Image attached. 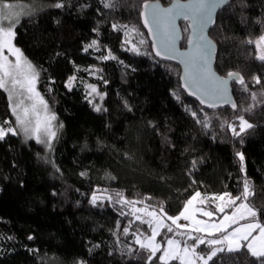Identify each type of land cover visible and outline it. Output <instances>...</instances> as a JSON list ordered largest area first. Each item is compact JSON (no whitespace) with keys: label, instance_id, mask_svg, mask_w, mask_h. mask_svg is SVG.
Returning <instances> with one entry per match:
<instances>
[{"label":"trees","instance_id":"trees-1","mask_svg":"<svg viewBox=\"0 0 264 264\" xmlns=\"http://www.w3.org/2000/svg\"><path fill=\"white\" fill-rule=\"evenodd\" d=\"M17 1L38 9L17 23L14 46L39 72L37 91L62 126L49 151L20 135L0 140V264H149V251L135 238L150 228L134 218L132 206L177 216L199 192L200 201L207 198L202 204L214 210L212 196L241 195L245 180L246 203L257 212L245 221L264 225V61L256 59L255 48L264 36V0H230L209 34L215 71L244 79L243 85L232 81L236 109L218 111L193 102L181 89L179 68L152 53L143 4L174 0L0 4ZM180 27L183 48L188 30ZM93 40L96 46L87 47ZM109 56L115 59L104 58ZM240 116L253 127L234 136L228 125L238 128ZM12 120L0 89V124L9 121L8 127ZM166 226L174 231L165 227L162 243L179 232ZM208 264L258 262L242 248L219 252Z\"/></svg>","mask_w":264,"mask_h":264},{"label":"snow or ice","instance_id":"snow-or-ice-1","mask_svg":"<svg viewBox=\"0 0 264 264\" xmlns=\"http://www.w3.org/2000/svg\"><path fill=\"white\" fill-rule=\"evenodd\" d=\"M228 0H189L187 3H181L179 0H174L171 7L162 8L157 3H144L142 18L144 26L149 29V32L158 38L154 42L153 47L155 55L165 59H179V63L183 65V81L184 88L189 95L196 96L202 105L209 108L217 107L221 104L229 103L233 110L236 109V104L231 102L228 96V84L230 80L244 84V79L238 74L229 72L227 77H218L212 73L209 63L212 56L213 44L208 36L205 34V29L208 25L213 23V13L223 5L227 4ZM57 8L63 7L61 3L54 5ZM111 6L110 3H105V7ZM12 6L4 3L0 6V89L9 92V99L15 100L12 105V113L15 116L16 127H4L9 125V121H3L0 124V140H3L8 134L13 136L17 135V130H22L30 138H34L37 143H45L51 148L52 140L56 136L54 121L57 117L49 111L48 104L36 91V83L39 78V72L29 62L21 52V50L14 46L13 39L15 36V23L12 22L15 18L18 22V16L11 12ZM183 19L188 22L185 31L191 29V36L187 39L190 52L180 53L176 49V42L180 39L176 21ZM9 20L10 22L5 25L2 21ZM115 27V26H114ZM134 31V30H132ZM127 42V41H126ZM143 44L144 41H139ZM253 43V41H249ZM96 41L93 40L87 47H95ZM256 46V59L264 61V36H261L258 41H255ZM87 47L85 51H87ZM7 51L11 56L15 57V61L11 62L4 53ZM132 51L141 54L136 47ZM115 59V57H104ZM76 77H70L67 81L66 87L71 90L73 82ZM256 83H260V78H255ZM89 95L97 94V88L89 85ZM103 99V96H100ZM24 99L32 101L30 106L24 105ZM253 99L255 97L253 96ZM90 103L92 101H89ZM96 111H100L96 107ZM193 117L196 113L193 112ZM239 127L228 125L234 136L242 135L247 129L253 127L243 116L238 117ZM200 122V121H198ZM204 126L207 127V121H204ZM62 126V125H61ZM241 161L243 155L238 153ZM119 195V194H117ZM201 196V193L196 192L195 195L187 201L184 210L176 217H168L172 225L176 229L189 228L188 225H181L179 220H191L192 217L187 215L189 206ZM249 196V183L244 181L243 192L241 195L233 197L231 194H222L213 197V200L227 201L231 205H236L237 201H244L235 207L231 215H224L223 220L219 223L195 221V226L191 227L187 238L183 241L176 239H168L166 241L167 247L161 249V245L156 242V236L159 234V229L162 222H157L156 227H152L151 235L147 238L146 243H142L137 238V243L141 248L149 251L148 257L149 264H152L154 259H158L160 264H169L170 260H177L179 264H208L209 261L217 255L218 252H238L242 248L246 249L251 257L255 258L258 264H264V225L256 222H250L242 226L233 228L228 232V228L232 224H239V220L246 219L248 216L256 217L257 212L254 208L246 203ZM92 202L95 203L98 197L96 194L92 195ZM110 199V198H109ZM121 199H123L121 197ZM207 198L200 201L205 203ZM124 203H130L124 201ZM244 209V212H241ZM199 211L203 216L212 220L215 212L223 213L225 211L223 206H217L214 211H205L204 209H194ZM239 213V215H237ZM154 215V213H148ZM227 222V227L225 226ZM168 232H173L171 226H166ZM128 229H124L127 233ZM192 233H205L208 236H213L217 233H227L220 238L205 239L203 235H193ZM253 233H256L253 235ZM177 235H184L177 233ZM31 239V237H29ZM193 241L189 244L188 241ZM200 245H205L211 248L210 253L197 252ZM219 246V247H214ZM162 255L157 257V252Z\"/></svg>","mask_w":264,"mask_h":264},{"label":"rangeland","instance_id":"rangeland-1","mask_svg":"<svg viewBox=\"0 0 264 264\" xmlns=\"http://www.w3.org/2000/svg\"><path fill=\"white\" fill-rule=\"evenodd\" d=\"M5 3L10 4L12 6L11 12L13 14H15V16H18V22L21 19H23L25 17H28V15H30L31 13L35 12L38 9V7L36 6V4L30 3V2L17 1L16 3H10V2H5ZM2 4H4V3H1L0 6H2ZM2 22L5 25H7L10 21L9 20H3ZM12 22L15 23V27H16V25H17L18 22H16L15 18H13ZM255 48H256V46H255ZM4 54L6 56H8V58H9V60L11 62H14L15 61V57L11 56L7 51H5ZM36 91H37V83H36ZM4 92H6V94H7L8 103H10L11 114L13 115V113H12V105L15 103V100H10L9 99V92H7L5 90H4ZM37 92H39V91H37ZM92 95H93L94 98H97L99 96L97 94H92ZM31 103H32V101H30L28 99H24V105L25 106H30ZM53 123L55 125V129L54 130L57 133V131L61 127V123H59L57 119ZM11 127H13V128L16 127V120H15V116L14 115H13V120L11 122ZM17 132H18L17 135H20L24 139H26V140H32V141L34 140L36 142V140L34 138H30L22 130H19L18 129ZM54 140H55V138L52 140V143H53ZM52 143H51V147H52ZM38 144L41 145L44 148V150H46V151H49L50 150V148L45 143H38ZM191 197H190V199H191ZM200 197H198L197 200L194 201L191 206H189V212L186 213L187 215L191 216L192 219L191 220L181 219V220L178 221V223L181 224V225H188L189 226V228H180V229H178L179 232H177V233H183L184 235H176L175 237H169V239L171 238V239H176V240L181 241V246H183V241L187 238V234H188L190 228L195 226V221H206V222H209V223H211V222L219 223L221 220H223L224 215H226V214L227 215H231L232 212L234 211L235 207L238 206L239 204H241V203H236V205H234V207H232L233 205H231V204L228 203L227 198L225 199V201L215 200L216 204L214 206V209L219 205V206H223L224 209H225V211L223 213L215 212L214 213V216L212 217V220L209 221V218L206 217V216H203L201 212H199V211H195L194 212V209H204L205 211H214V210L209 209V207H206L202 203H200V200H199ZM212 197H216V196H212ZM186 205H187V202L184 204V207L180 211V213L184 210V208H185ZM132 207H133L132 208L133 216H134V218L136 220H139L141 222H144V223H146L148 225H149V223H151L152 227H156L157 222H162L161 227L159 229V234L156 236V242L161 245V249L162 250H163V248L167 247L166 241L168 239H165L164 240V243H162V238H160L159 236H160L162 230L165 228V225H167V223H169V222L171 223V220L168 219V217H173L174 218L176 216L166 215L162 210L154 211V210H150L148 208H144V207L138 206V205H135V206H132ZM229 208H232V210L231 211H227V209H229ZM241 212H244V209H241ZM148 213H154V215H148ZM237 215H239V213ZM251 218H252L251 216H248L246 219L239 220V224H235V223L232 224L231 227L228 228V232H231L233 228H236L238 226H242V225H245L247 223L253 222V221H245V220H251ZM225 226L227 227V222H225ZM152 227H149L150 228V233L147 236L136 235L135 240L137 241V238H139L142 243H146L147 242V238L151 235ZM192 234L193 235H203L205 237V239H215V238H220L222 235L227 234V233H217V234H215L213 236H208L205 233H192ZM255 234L256 233H253V235H255ZM188 243L189 244H192L193 242L191 243L190 240H189ZM200 246H203V245H200ZM214 247H219V246H214ZM225 251H227V250H225ZM197 252H199V251L197 250ZM210 252L211 251H209L208 253H210ZM158 253L159 252H157V254ZM160 255H162V251H161ZM170 261H172V260H170ZM198 264H202V262H198Z\"/></svg>","mask_w":264,"mask_h":264},{"label":"water","instance_id":"water-1","mask_svg":"<svg viewBox=\"0 0 264 264\" xmlns=\"http://www.w3.org/2000/svg\"><path fill=\"white\" fill-rule=\"evenodd\" d=\"M174 1H172L169 5L167 6H162L161 4H159L162 8H168V7H171L172 6V3ZM179 2L181 3H187L189 2V0H180ZM229 3H230V0H228V3L223 5L222 7L218 8L214 13H213V23H211L210 25H208L205 29V34L208 36V38L211 40L212 44H213V50H212V56H211V60H210V63H209V67L212 71V73H214L216 76L218 77H222L218 72L215 71V65H216V44L213 42V40L210 38L209 34L210 32L214 29V25H215V22H216V19H217V15L223 11L227 6H229ZM142 12H143V7H142ZM142 12H141V20H142V24H143V29L144 31H146V34H147V38H148V42L151 43V48H152V53L154 54V57L158 60V61H162V62H165V63H169V64H174L175 66H177L179 68V73H180V77H179V83L181 84V89L183 91L184 94H186L193 102L195 103H198V105H200L203 109L205 110H211V111H218V110H226V109H231L233 110V108L231 107V104L229 103H225V104H221L217 107H214V108H209L205 105H202L200 103V101L196 98V96H193V95H189L188 92L185 90L184 88V81H183V65L181 63H179V59H165V58H162V57H159V56H156L155 55V50H154V47H153V44L154 42H157L158 41V38L156 36H154L152 33L149 32V29L147 27L144 26V23H143V18H142ZM176 24H177V28H178V34L180 36V39L176 42V49L178 52L180 53H185V52H190L192 51V49L189 48V45L187 44V39L190 38L191 36V29H188V34L186 36V42H185V45L183 46L182 48V43H183V30L181 29V25L182 24H185L187 25L188 22L183 20V19H178L176 21ZM226 78V77H224ZM233 80H230L229 81V84H228V96L231 100V102L234 103V96H233V89H232V82Z\"/></svg>","mask_w":264,"mask_h":264}]
</instances>
